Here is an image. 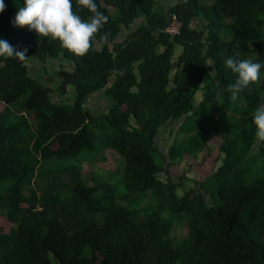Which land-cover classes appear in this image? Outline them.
I'll return each mask as SVG.
<instances>
[{
  "label": "trees",
  "instance_id": "1",
  "mask_svg": "<svg viewBox=\"0 0 264 264\" xmlns=\"http://www.w3.org/2000/svg\"><path fill=\"white\" fill-rule=\"evenodd\" d=\"M159 1L95 0L109 19L75 54L15 26L24 0H4L0 37L44 72L0 57V264H53L51 255L60 264H264V141L252 122L264 75L233 101L236 74L224 63H264V0H175L168 10ZM72 8L93 14L81 0ZM174 14L175 36L164 32ZM50 60L71 68L51 75ZM99 92L108 106L96 114L87 101ZM175 121L165 154L156 138ZM106 150L124 160L121 176L89 183L83 164ZM177 217L188 227L181 239Z\"/></svg>",
  "mask_w": 264,
  "mask_h": 264
},
{
  "label": "clouds",
  "instance_id": "2",
  "mask_svg": "<svg viewBox=\"0 0 264 264\" xmlns=\"http://www.w3.org/2000/svg\"><path fill=\"white\" fill-rule=\"evenodd\" d=\"M93 14L87 19L82 18L77 12L73 11L72 0H24L22 6H19L12 18L15 26L27 25L29 30H35L39 36L58 39L61 45L75 54H84L91 46L94 34L97 33L108 21V16L98 10L95 0H81ZM175 3V2H174ZM173 3V4H174ZM5 9L4 0H0V12ZM174 17L182 22L174 14L171 16V22ZM170 34V33H169ZM107 39V33L103 34ZM27 48L16 49L5 38L0 37V57H14L25 61L30 56H26ZM224 63L235 73L234 82L227 85L230 91V97L233 101L239 99L240 92L247 88L252 82L261 78V69L264 63L260 60L248 58H238L229 55L224 59ZM252 122L255 125V136L258 140L264 141V106H258L252 114Z\"/></svg>",
  "mask_w": 264,
  "mask_h": 264
},
{
  "label": "rangeland",
  "instance_id": "3",
  "mask_svg": "<svg viewBox=\"0 0 264 264\" xmlns=\"http://www.w3.org/2000/svg\"><path fill=\"white\" fill-rule=\"evenodd\" d=\"M208 2H211L212 0H207ZM175 0H160L159 4L157 5L158 9L162 10H168L169 6L173 4ZM182 52V48H177L174 54V69L179 68V65L177 64V57ZM26 65L28 66L29 73L33 76H40L44 72L42 65L40 62H38L37 59L29 57L26 60ZM61 65H64L66 68L70 69L71 64L67 61H58V60H50L46 63V72L50 73L51 75H55V71L59 69ZM174 72V71H173ZM173 74V73H172ZM43 80V79H42ZM53 82V81H52ZM52 85H55V83H52ZM96 95V97H95ZM203 97V92L200 90L197 94V100L200 101ZM53 98L55 100L57 99H65L64 102L66 104H70V101H73L72 93L69 92L64 96H61L58 92L53 93ZM72 104V102H71ZM108 106V99L102 95L101 92L95 93L94 95H91L89 100L87 101V108H89L92 112L98 114L102 111H105ZM182 121H175L173 123H167L165 125V128L160 131L159 135L156 138V145L160 148V150L163 153H167L170 146L174 142V136L177 132L180 124ZM103 156V160H101ZM100 159H96L93 164L89 165L87 163L83 164V167L86 171V179L89 183H92L94 180L99 179V176L110 178V179H116V177L121 176V169L124 165V160L118 156L116 153H114L111 150H106L103 152ZM212 158V157H211ZM219 163V162H218ZM212 164V160H208L205 165ZM188 166V163L184 162L182 163V168L186 169ZM198 176H200L201 172L198 170ZM197 173L196 171H192V173H189V177H196ZM188 184H192V181L188 182ZM208 201L212 205H219L220 200L218 199V196L213 193V195H207ZM179 217H177L178 219ZM177 219L175 221H177ZM179 222H176V225L172 232V237L181 239L186 236L188 227L185 219L179 218ZM53 264H60L57 259L51 255Z\"/></svg>",
  "mask_w": 264,
  "mask_h": 264
},
{
  "label": "built area",
  "instance_id": "4",
  "mask_svg": "<svg viewBox=\"0 0 264 264\" xmlns=\"http://www.w3.org/2000/svg\"><path fill=\"white\" fill-rule=\"evenodd\" d=\"M181 27V23L174 17L173 22L166 28V31L170 34L179 33Z\"/></svg>",
  "mask_w": 264,
  "mask_h": 264
},
{
  "label": "crops",
  "instance_id": "5",
  "mask_svg": "<svg viewBox=\"0 0 264 264\" xmlns=\"http://www.w3.org/2000/svg\"><path fill=\"white\" fill-rule=\"evenodd\" d=\"M95 97H96V95H95ZM89 99V98H88Z\"/></svg>",
  "mask_w": 264,
  "mask_h": 264
}]
</instances>
